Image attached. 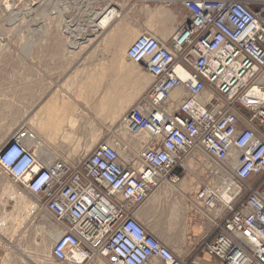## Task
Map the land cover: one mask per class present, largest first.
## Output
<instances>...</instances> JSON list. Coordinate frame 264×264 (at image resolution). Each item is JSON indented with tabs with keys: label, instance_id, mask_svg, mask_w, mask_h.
Masks as SVG:
<instances>
[{
	"label": "built area",
	"instance_id": "1",
	"mask_svg": "<svg viewBox=\"0 0 264 264\" xmlns=\"http://www.w3.org/2000/svg\"><path fill=\"white\" fill-rule=\"evenodd\" d=\"M178 1L188 18L168 43L142 33L125 51L153 79L124 116L129 132L145 135L134 161L100 142L79 163H49L24 145L34 140L25 130L0 149V172L62 229L49 257L57 263L96 255L108 264H187L132 214L162 183L177 186L176 169L200 150L220 164L206 169L215 179L208 186L227 183L229 194L198 191L207 210L227 213L202 245L212 258L203 264H264V0ZM112 14L121 15L110 9L101 19Z\"/></svg>",
	"mask_w": 264,
	"mask_h": 264
},
{
	"label": "rangeland",
	"instance_id": "2",
	"mask_svg": "<svg viewBox=\"0 0 264 264\" xmlns=\"http://www.w3.org/2000/svg\"><path fill=\"white\" fill-rule=\"evenodd\" d=\"M9 1H10L9 10L3 11L2 8L0 7V139L1 136L5 135L4 140L0 143V149L9 141L12 135L17 133L21 129L23 102L24 101L25 103L27 102L28 100L27 96L30 91V88L33 86L34 79L37 78V77H32V75L29 74L28 72L29 69L38 66L48 67L49 62L51 66H53V62H54V61H47V60L43 61V60H33V59H89V60H85V63L89 64L91 63L90 59H104V58L111 59L112 57L110 54L109 47L104 43L107 36L105 35V37H103L105 33L102 34L95 33L94 36L91 37V33L87 32L79 36L81 39L80 40L79 37L78 39H76L75 37H70V36L68 37L67 32L69 31H65L64 29V26L66 25L65 22L67 21H70V24H72L74 28L78 27L79 25L81 26L84 24L86 26L87 24H89L87 23L88 15L85 13V11L87 7V1L91 2V0H77V1L76 0H25V1L9 0ZM172 2L174 1L169 0L168 4H172ZM76 3L78 4V6ZM125 4L122 7L125 8ZM90 6L91 5L89 4L88 7ZM75 11L81 12V14L76 15ZM71 30H73V28H71ZM133 33L134 35L133 37L131 36V40L129 41L127 47L137 37V32H133ZM102 37L104 39H102ZM76 41L78 42V44ZM101 43L103 44L102 46ZM72 44H74L75 47H72L74 46ZM80 46H82V48ZM68 62L72 63L74 61H67V62L63 61V64H66ZM134 66L138 68L137 65ZM111 69H114V67ZM97 71L101 73V75H97L94 77H91V75L90 77L88 76L83 77L87 79H86V85L85 83L83 84L82 82L81 89L84 90L88 95L91 94V97H93L94 100L92 101V105L95 108L97 107V105L100 107L101 98H104L103 99V101L105 100L104 103H106L107 101V105L109 106L118 104L120 96L129 93L127 90V86L124 85V87H122V85H120L119 87L121 88V90H119V92L116 90L115 91L116 93L115 94L113 93L114 97L113 95L112 97L109 96L108 92L107 93L105 92V95L108 96L109 98L105 97L104 94L102 95V93L99 92L100 90L97 89L98 84L96 85L95 83L108 82V80L113 76L107 74L109 70L103 68H100ZM103 71L104 74H102ZM120 76L122 75L120 74ZM47 78H49L50 80L54 79V77H47ZM61 78L63 77L61 76L55 77V81L60 80ZM91 78L92 80H90ZM97 80H99V82H96ZM143 93L144 91H140V93L136 94L132 98V100H130L128 105L131 106V104H133L135 100L138 99ZM89 97H87V99H89ZM87 99H81L82 100L81 102L83 104L85 103L84 105H86L87 107H90L91 102H89ZM110 99H113V101ZM132 101L134 102L132 103ZM128 105L127 107L129 108L130 106ZM127 107L124 108L122 112V116L120 120L117 122L118 128L115 130V134L111 139H107V140L93 139L94 141L93 140L77 141L76 139H62L64 141L60 139L58 141L57 139H48L46 141H40V143L41 144L43 143L42 144L43 146H46L48 148L50 147L49 149L51 150H53V147H55L63 153V154H57V158L53 161L65 160L71 164H76L84 160L90 154L89 151L92 150L91 148H93L97 143L100 142L115 144L117 145L116 148L122 150L123 152L133 151L131 145L132 142L131 141L129 142V140L125 136H122L123 133L120 131L121 126L124 125V127L126 128V124L124 122V116H125L124 113L127 111L128 109ZM111 112L113 111L111 110ZM111 116L112 114L109 117H107V119L99 118L98 116L96 118L99 121L101 120V122H106L105 120L109 121L111 119ZM137 134H138L137 137L139 138L143 137L144 135V133L142 132H139ZM143 139H145V135ZM144 141L145 140H143V142ZM140 143H138L137 150H135L134 152L136 156L139 150ZM89 146H90L89 148L90 150L88 151V153H84L81 160L79 161L75 160L76 154L74 153V151L77 152L79 148L78 154L79 153L81 154V152H83L82 150L86 151ZM120 147H122L123 149H120ZM194 151H199V153L203 154L200 150H194ZM69 153L71 154L70 156L68 155ZM202 156L206 157V155L204 154ZM205 157H203V159ZM206 159H209L210 161V158L206 157ZM189 160L190 158H187L183 162L182 166H184V168L186 167L185 163H187ZM201 161H202V157H201ZM48 162L50 163L52 162V160ZM199 163L201 162L194 164L192 167L191 166L188 168L186 167L185 171L180 173V180L183 179L185 176H188L189 174H192L191 178H193L191 184H189L184 189L183 188L180 189L183 192L189 193V191L191 190L194 192H198L199 190L207 188L209 191L217 190L218 194H220L222 190H225L227 183L226 186H223L222 182L218 184L216 181L214 184L208 186L209 185L208 182L211 183L210 181H212L214 178L211 175H209L210 172H207L206 169L208 167L218 168L217 166L220 164L213 162L212 160L208 164H204L205 166H199L200 165ZM222 179H225V177L222 176ZM255 180L256 179H251L249 183L252 184L255 182ZM169 191L171 192V188H169ZM16 194L17 196L21 195L22 197L23 195H25L23 200L18 201L19 204H14L17 200V199H13L15 198ZM154 194H158V190ZM8 197L10 198L13 197V198L9 199ZM168 199L169 197L166 200ZM25 203L31 205L33 204L32 206H35L34 207L35 209H30V211L28 210L29 213L26 212V209L24 208V206H26ZM19 208L22 211L18 213ZM165 208L166 207L164 208L162 207L160 210H157V212L155 211V215H143V217H146L145 221L146 223L148 222L151 225V228L153 227L154 230L156 229L154 233L157 239L159 238L158 240L160 239L169 240V244L174 246L176 249L180 250L185 245V239L183 238L184 236H181L180 234H175V235L170 234L171 233L170 231L172 230L171 220L169 221L168 219L167 221L166 215H162ZM13 210H16V212ZM13 212L15 214H13ZM27 213L29 214V216L24 221V224L21 225L22 227H18L17 224L18 222L16 223L15 221H12L13 220L12 216H16L18 214L25 216L27 215ZM2 219H5L6 225L4 227H0L1 228L0 229V264H44L45 256L48 255L54 244V243H49V239L46 235H44V232L47 230L48 227L51 228L52 224H55V222L49 213L41 209L40 204L36 199V197L26 193L23 189H21L19 185L12 183V181L8 177H6L4 174H2V172H0V220ZM10 219L12 220L9 221ZM10 223H12V226ZM157 231L159 233H157ZM42 244H45L46 246L45 252H43L41 249ZM47 263L60 264L55 261H52V259H50L48 262H45V264ZM85 264H108V259L107 258L102 259L96 255H93Z\"/></svg>",
	"mask_w": 264,
	"mask_h": 264
},
{
	"label": "crops",
	"instance_id": "3",
	"mask_svg": "<svg viewBox=\"0 0 264 264\" xmlns=\"http://www.w3.org/2000/svg\"><path fill=\"white\" fill-rule=\"evenodd\" d=\"M173 1L174 2H172V4H170V6L168 8H166V7H164V5H165L164 0H147L146 4L143 3V0H103V1L102 0H91V2L87 1V8H86L85 13L88 15V21L89 20L92 21L91 25H93V23H94L97 26V22L110 9H117L120 12L121 16L125 15V18H127V22L129 23V26L132 27V30H134L133 32L138 31L137 36H138V34L140 35V33L142 34L145 32H151L152 34L156 35L157 36L156 38L159 41H161L162 43H168L171 35L174 33V31H176L175 29L180 27V25H182L186 21V19L188 18V14L183 9L180 1H178V0H173ZM125 3H127V4H125ZM89 4L91 5L90 7H88ZM124 4L126 6L125 8L122 7ZM158 7H159V9H158ZM90 8H91V10H90ZM104 9H105V11H104ZM157 10H159V11H157ZM99 11H101V12H99ZM176 11H180L183 13V19H181L177 22V24H176L177 28L175 27L174 30L170 34H168L169 36L168 35L165 36L163 31H162V28H164V25L166 24L168 17H170V12L174 13ZM102 12H104V13H102ZM154 12H155V14H154ZM78 13H80V12H78ZM157 13H159V15ZM98 16H99V18H98ZM151 17L153 20L151 19ZM155 18L157 19V21ZM148 21L151 23H149ZM157 23H158V25H157ZM147 25H148V28H147ZM91 29H95V28L92 27ZM99 31H102V30H99ZM107 32H108L107 30H104L101 33H105V35H106ZM93 36H94V34L91 33V37H93ZM103 37H102V39H103ZM163 40H165V41H163ZM33 60H43V61L47 60V61H54V62H53V66H51V64L49 62L48 67L38 66V67L31 68L28 71L29 74L32 75V77H37V78L34 79L33 86L30 88V91H29L28 96H27V98H28L27 102L26 103H25V101L23 102L21 130H25L27 133L34 135L33 139H35V140L40 139L38 141H46L48 139L60 140V138L61 139L68 138V139H76V140L77 139L78 140H88L89 138L91 140H93V139L107 140V139L113 138V136L115 134V130L118 128V125H117L118 123L115 122L114 124H111L110 120L109 121L105 120L106 122H101V120L100 121L97 120L96 117H97V113L100 110V107L98 105L96 108L92 106L93 97H91V94L88 95L85 91H83L81 89V84L83 82V84L85 83V85H86V78H83V77H86V76L90 77V75H91V77L101 75V73H99L97 70L100 68H103V69L109 70L110 72L108 71L107 74H110L113 77L110 78L108 80V82H99V80L96 81V82H99V83H95L96 85L98 84L97 89L100 90L99 92H101L102 95L104 94L105 97H108L105 95V92L107 93L108 91H113L115 89L121 90V88L119 89L120 84L123 85V83H121V81L119 84H117V85L115 84V89L113 88V85H114L113 82L115 81L114 77L117 74L119 77H121L120 74H122V73H118L119 63H116V59H111V60L110 59H90L91 63H89V64L85 63V60H89V59H33ZM63 61H66V62L67 61H74V62H72V63L68 62L66 64H63ZM105 64H107V65H105ZM113 67H114V69H111ZM137 67H138L137 68L138 70H141V71H139V73L146 75L147 79L150 80V82L147 84L146 88L141 90V91H144V93H145L148 90V88L151 86L153 79L146 71H144L143 69H140L139 66H137ZM78 69H79V71H78ZM115 73H117V74L115 75ZM75 74H76V76H75ZM102 74H104V71ZM60 76L63 78L55 81V77H60ZM47 77H54V79L50 80ZM70 77H71V79H69ZM91 80H92V78H91ZM64 84L66 86H64ZM108 84H109V86H108ZM74 85H75V88H74ZM107 88H108V90H107ZM104 90H106V91H104ZM127 90H128V92H130L128 86H127ZM62 93L65 94L69 99L65 95H63ZM72 93H74V94H72ZM112 93L113 92H111L109 94L112 95ZM138 93H140V92H138ZM55 94L57 96H55ZM60 94H62V95H60ZM53 96H54V98H53ZM86 96L87 97L90 96L89 99H87ZM141 96L135 100L136 102L133 103L127 109V111L132 106H134L138 103ZM62 97H64V98H62ZM120 98H119V100H120ZM81 99H87L89 102H91L90 103L91 108L84 105L81 102L82 101ZM115 107H116V105L106 106V109H104V113L106 112L105 115L107 116L109 114L107 116V117H109L112 114L111 110L113 111ZM110 108H111V110H110ZM78 111L80 113H78ZM96 111H98V112H96ZM82 112H84V113H82ZM94 113H96V114H94ZM33 114H34V116H33ZM63 114L65 115V118L60 120L59 117H60V115H63ZM70 115H71V117L72 116L73 117L71 118ZM79 116H80V118H79ZM42 117H43V119H42ZM74 118L77 119L78 122L75 121ZM41 119H42V122H41ZM70 119H74V120H72V122H71ZM36 120H38V121H36ZM39 121H40V123H39ZM34 122L35 123L38 122L37 124L39 125V128H38L37 124H35L36 125V127H35ZM70 123H71V125H70ZM74 123H76L77 125ZM90 127H92V128L90 129ZM66 133H67V137H66ZM69 133H70L71 137L69 136ZM74 135L76 138L73 137ZM93 136H94V138H93ZM24 143H25V141H24ZM43 147H45V150H51L46 146H43ZM53 150H51V151H53V153H55L56 156H57V154H63L59 149H57L55 147H53ZM193 152H195V151H192L184 159V161L187 158L194 159L193 156H195V155ZM199 154L202 157V161H195V163L201 162V163H199L200 165L199 164L198 165L199 166H205L203 160H206V157L202 156L203 154H201V153H199ZM203 157H205V158L203 159ZM183 171H185V168L182 166L181 168L176 169L175 173L178 174L180 177V173H182ZM180 183L181 182H179V184L175 187H173V186L170 187V185L166 182L162 183V185H160V187L155 189L151 193V195H149V197L145 200V202L138 209H136L133 212L132 216L134 219H136L140 223L143 222L142 224L143 225L145 224L144 227L148 231H150L152 234L155 235V233H153V232H155V230L153 229V227L151 228V225L148 222L146 223V221H145L146 217H143V215H155V211L157 212V210H160L162 207L163 208L166 207L162 215H166L167 221H168V219H169V221L171 220V223L173 226H172V230L170 231L171 232L170 234H173V235H175V234L181 235L182 234L181 236H184V239H185V245L182 247V249L176 250V248L174 246L169 244L168 240H166L167 244L164 241H162L161 239L159 241L163 242V244L166 245L174 253L177 260L181 261L182 263L186 262L187 264H203V263L212 262V258L209 255H207L205 253L204 249H202L201 247H202L204 242L211 241L214 238V236H215V224L223 221V219L227 216V213L222 209H216L213 211L207 210L203 206L202 201L198 199V197H197L198 192L195 193L192 190L189 191V193L183 192L181 190L182 188L180 189V187H179ZM169 188H171L173 191L171 190V192H170ZM166 189H167V191H166ZM157 190H158V194H154ZM171 193H173V194H171ZM170 194H171V196H170ZM166 197L167 198L169 197V199L166 200ZM176 206H177V208H176ZM181 208H183V209H181ZM171 209H172V211H171ZM170 214H171V216H170ZM140 215H141V217H139ZM185 216H186V219H185ZM173 217H174V219H173ZM176 219H178V221ZM183 219H185V220H183ZM183 225H185L184 226L185 228L182 227ZM180 228H183V229H181V231H180ZM152 229H153V231H152ZM172 249H174V250H172Z\"/></svg>",
	"mask_w": 264,
	"mask_h": 264
},
{
	"label": "bare ground",
	"instance_id": "4",
	"mask_svg": "<svg viewBox=\"0 0 264 264\" xmlns=\"http://www.w3.org/2000/svg\"><path fill=\"white\" fill-rule=\"evenodd\" d=\"M25 1V0H24ZM77 1V0H76ZM103 1V0H102ZM146 1V0H145ZM165 1H167V0H165ZM171 1V0H170ZM173 1V0H172ZM140 2V1H139ZM144 3V2H143ZM165 3V5H164V7H166V8H168L169 6H170V4H168L167 2H164ZM12 4V3H11ZM77 4V3H76ZM144 4H146V2L144 3ZM77 6H78V4H77ZM122 6V5H121ZM0 7L2 8V10L4 11V10H9V7H10V1L9 0H1V2H0ZM126 7V6H125ZM87 8V7H86ZM108 8V7H107ZM124 8V7H123ZM122 8V9H123ZM134 8V7H133ZM158 9H159V7H158ZM90 10H91V8H90ZM108 10V9H107ZM143 10V9H142ZM104 11H105V9H104ZM157 11H159V10H157ZM162 11V10H161ZM168 11V10H167ZM99 12H101V11H99ZM98 12V13H99ZM145 12V11H144ZM163 12V11H162ZM75 13H76V15H79V14H81V12L80 13H78V12H76L75 11ZM95 13V12H94ZM102 13H104V12H102ZM9 14H10V12H9ZM13 14V13H12ZM21 14V13H20ZM24 14V13H23ZM100 14V13H99ZM154 14H155V12H154ZM158 15H159V13H157ZM92 15V14H91ZM98 15V14H97ZM96 15V16H97ZM101 15V14H100ZM113 15L114 14H112L110 17H105V18H103V19H101V21L99 22V23H97V26L93 23V25H91V22L92 21H88L89 22V24H87L86 26L83 24V25H79L78 27H73L72 26V24H70V21H67V22H65L66 23V25L64 26V29H65V31H69V32H67V35H68V37L70 36V37H75L76 39H78V37L79 36H81L82 34H85V33H87V32H90V33H92V34H102L101 32L102 31H104V30H107L108 32V34H106L107 36H106V39H105V45H107L108 47H109V50H110V54H111V59H116V63H119V66H118V68H119V70H118V73H122L121 75H123V76H121V77H119L118 76V74L117 73H115V81L113 82L114 83V85H113V88L115 89V84L117 85V84H119L120 83V81H121V83H123V85H122V87H124V85L125 86H128L129 87V90H130V92L129 93H127V94H125V95H123V96H120L121 98H120V100H119V103L118 104H116V107L114 108V110H113V112H112V116H111V119H110V123L111 124H114L115 122L117 123V121H119L120 120V118H121V116H122V112H123V110H124V108L125 107H127V105H128V103L130 102V100H132V98L138 93V92H140L141 90H143V89H145L146 88V86H147V84L150 82V80L149 79H147V77H146V75H144V74H140L139 73V70L134 66V64H132L131 62H129L126 58H125V49H126V47H127V45H128V43H129V41L131 40V36L133 37V35H134V33H133V31L134 30H132V27H130L129 26V23L127 22V18H125V15L122 17L121 15H120V17L119 18H114L113 17ZM128 15V14H127ZM163 16V15H162ZM155 17V16H154ZM96 18V17H95ZM98 18H99V16H98ZM94 19V18H93ZM149 19V18H148ZM151 19H152V17H151ZM156 19V18H155ZM181 19H183V13L182 12H180V11H176V12H174V13H172V12H170V17H168V19H167V21H166V24L164 25V28H162V31H163V33H164V35L165 36H167L168 34H170L173 30H174V28L176 27V24H177V22L179 21V20H181ZM153 20V19H152ZM19 21V20H18ZM95 21V20H94ZM147 21V20H146ZM156 21H157V19H156ZM159 21V20H158ZM87 22V23H88ZM97 22V21H96ZM131 22V21H130ZM133 22V21H132ZM149 22V21H148ZM68 23V24H67ZM71 23H72V21H71ZM84 23V22H83ZM116 23V24H115ZM149 23H151V22H149ZM159 23V22H158ZM158 23H157V25H158ZM114 24V25H113ZM147 24V23H146ZM145 24V25H146ZM154 24V23H153ZM112 25H113V27H112ZM149 25V24H148ZM148 25H147V28H148ZM152 25V24H151ZM156 25V24H155ZM95 28V29H91V28ZM151 27V26H150ZM71 28H73V30H71ZM177 28V27H176ZM137 29V28H136ZM99 30H102V31H99ZM176 30V29H175ZM140 31V30H139ZM138 32V31H137ZM133 33V34H132ZM146 34H150V35H154V34H152L151 32H145ZM141 34V33H140ZM161 35V34H160ZM88 36V35H87ZM100 36V35H99ZM155 37H157L156 35H154ZM169 36V35H168ZM104 37H105V34H104ZM79 39H80V37H79ZM104 39V38H103ZM81 40V39H80ZM95 40H96V38H95ZM72 41V40H71ZM79 41V40H78ZM91 41V40H90ZM102 41V40H101ZM163 41H165V40H163ZM77 42V41H76ZM74 43V42H73ZM83 43V42H82ZM86 43V42H85ZM77 44H78V42H77ZM80 44V43H79ZM72 45H74V44H72ZM85 45V44H84ZM103 44L101 43V46H102ZM86 46V45H85ZM72 47H75V45L74 46H72ZM78 47V46H77ZM81 48H82V46H80ZM102 53V52H101ZM102 58V57H101ZM104 59H106V58H104ZM110 59V60H111ZM98 65V64H97ZM94 68V67H93ZM86 69V68H85ZM141 69V68H140ZM78 71H79V69H78ZM141 71V70H140ZM77 72V71H76ZM92 72V71H91ZM75 76H76V74H75ZM69 79H71V77L69 78ZM87 79V78H86ZM97 79V78H96ZM108 79V78H107ZM91 80V79H90ZM111 82V81H110ZM66 84V83H65ZM64 84V86H66ZM68 84V83H67ZM72 84V83H71ZM89 84V83H88ZM121 85V84H120ZM152 85V84H151ZM69 86V85H68ZM71 86V85H70ZM107 86V85H106ZM108 86H109V84H108ZM100 87V86H99ZM71 88V87H70ZM74 88H75V85H74ZM105 88V87H104ZM109 88V87H108ZM108 88H107V90H108ZM64 89V88H63ZM102 89V88H101ZM119 89H120V87H119ZM118 90V89H117ZM84 91V90H83ZM104 91H106V90H104ZM116 89L115 90H113L112 92L115 94L116 92ZM62 92V91H61ZM109 92L110 91H108V94H109ZM118 92H119V90H118ZM80 93V92H79ZM83 93V92H82ZM111 93V92H110ZM112 93V95H113V97H114V94ZM57 94V93H56ZM55 94V96H57ZM63 94V93H62ZM62 94H60V95H62ZM72 94H74V93H72ZM118 94V93H117ZM59 95V94H58ZM63 95H65V94H63ZM79 95V94H78ZM99 95V94H98ZM110 95V94H109ZM112 95H110L111 97H112ZM52 96V95H51ZM66 96V95H65ZM67 97V96H66ZM84 97V96H83ZM110 97V98H111ZM177 97V94H174L173 95V99H175ZM53 98H54V96H53ZM52 98V99H53ZM62 98H64V97H62ZM68 98V97H67ZM109 98V97H108ZM60 99V98H59ZM69 99V98H68ZM103 99L104 98H101V102H100V110H99V112L98 111H96V112H98L97 113V116L99 117V118H106L107 119V116L109 115H105V113H104V109H106V106H109V105H107V101H106V103H104V101H103ZM114 99V98H113ZM113 99H110V100H112L113 101ZM49 100V99H48ZM51 100V99H50ZM62 100V99H61ZM118 100V99H117ZM47 101V100H46ZM94 101V100H93ZM115 101H116V98H115ZM48 102V101H47ZM50 102V101H49ZM53 102V101H52ZM134 101H132V103H133ZM136 102V101H135ZM134 102V103H135ZM109 103V102H108ZM81 104V103H80ZM85 104V103H84ZM88 104V103H87ZM111 104V103H110ZM44 105V104H43ZM62 105V104H61ZM132 105V104H131ZM93 106V105H92ZM114 106V105H113ZM128 106H130V105H128ZM105 107V108H104ZM43 108V107H42ZM91 108V107H90ZM128 108V107H127ZM84 109V108H83ZM109 110V109H108ZM107 110V111H108ZM110 110H111V108H110ZM38 111V110H37ZM36 111V112H37ZM44 111V110H43ZM91 112V111H90ZM78 113H80L79 111H78ZM82 113H84V112H82ZM81 113V114H82ZM74 114V113H73ZM94 114H96V113H94ZM125 114V113H124ZM76 115V114H75ZM33 116H34V114H33ZM44 116V115H43ZM124 116V115H123ZM38 117V116H37ZM41 117V116H40ZM70 117H71V115H70ZM73 117V116H72ZM71 117V118H72ZM65 118V115L63 114V115H60V117H59V119L60 120H62V119H64ZM79 118H80V116H79ZM84 118V117H83ZM89 118V117H88ZM98 118V119H99ZM34 119V118H33ZM36 119V118H35ZM38 119V118H37ZM42 119H43V117H42ZM42 119H41V122H42ZM75 119V118H74ZM74 119H70L71 120V122H72V120H74ZM96 119V118H95ZM33 121V120H32ZM36 121H38V120H36ZM35 121V122H36ZM45 121V120H44ZM75 121H77V119H75ZM99 121V120H98ZM34 122V125L35 124H37V123H35ZM70 122V121H69ZM78 122V121H77ZM30 123V122H29ZM39 123H40V121H39ZM31 124V123H30ZM74 124H76V123H74ZM33 125V126H34ZM38 125V124H37ZM70 125H71V123H70ZM69 125V126H70ZM77 125V124H76ZM74 126V125H73ZM35 127H36V125H35ZM76 127V126H75ZM100 127V126H99ZM110 127V126H109ZM108 127V128H109ZM38 128H39V125H38ZM70 128V127H69ZM92 127H90V129H91ZM98 128V127H97ZM37 129V128H36ZM66 129V128H65ZM75 129V128H74ZM73 129V130H74ZM127 128H125L124 127V125L123 126H121V128H120V131L123 133V135L122 136H125L128 140H129V142L131 141L132 142V149H133V151H129V152H123L122 150H118V152H119V155L125 160V161H134V159H135V157H136V155H135V150H137V146H138V143H140V142H142L143 140H145V139H143L144 138V135H143V137H137V135L138 134H136L135 132H129L128 130H126ZM21 130V129H20ZM27 130V129H26ZM38 130V129H37ZM68 130V129H67ZM101 130V129H100ZM70 131V130H69ZM72 131V130H71ZM31 132V131H30ZM66 132V131H65ZM68 133V132H67ZM67 133H66V137H67ZM40 134V133H39ZM65 135V134H64ZM5 136V135H4ZM4 136H1V139H0V143L4 140ZM34 136V135H33ZM42 136V135H41ZM69 136H70V133H69ZM90 136V135H89ZM71 137V136H70ZM69 137V138H70ZM74 138H76L75 137V135L73 136ZM87 137V136H86ZM97 137V136H96ZM34 138V137H33ZM38 138V137H37ZM93 138H94V136H93ZM92 138V139H93ZM122 138H124V137H122ZM61 139V138H60ZM66 139H68V138H66ZM84 139V138H83ZM90 139V138H89ZM88 139V140H89ZM38 140H40V139H38ZM62 140V139H61ZM95 140V139H94ZM93 140V141H94ZM124 140V139H123ZM141 140V141H140ZM59 141V140H58ZM62 141H64V140H62ZM61 141V142H62ZM76 141V140H75ZM77 141H78V139H77ZM90 141H91V139H90ZM92 141V142H93ZM127 141V140H126ZM140 141V142H139ZM56 142H57V140H56ZM60 142V143H61ZM66 142V141H65ZM68 142V141H67ZM87 142V141H86ZM115 142V141H114ZM128 142V141H127ZM79 143V142H78ZM78 143H77V146H78ZM111 143V142H110ZM116 143V142H115ZM25 145H27L29 148H31V149H36L37 151H38V153H39V155H41L42 157H44V158H46L47 159V161H50V160H52V162H53V160H55L56 158H57V156L55 155V153H53V151H50V150H45V147H43V143L41 144L40 143V141H36L35 139L34 140H26L25 141V143H24ZM64 144V143H63ZM83 144V143H82ZM81 144V145H82ZM92 144V143H91ZM107 144H109V143H107ZM117 144V143H116ZM46 145V144H45ZM65 145H66V143H65ZM76 145V144H75ZM88 145V144H87ZM86 145V146H87ZM84 146V145H83ZM50 148V147H49ZM76 148V147H75ZM90 148V146L87 148V150L86 151H84V150H82L83 152H81V154L79 153L78 154V150H79V148H78V150H77V152H75L74 151V153L76 154L75 156H76V158H75V160H77V161H79V160H81L82 159V156L84 155V153H88V151L90 150L89 149ZM121 149H123L122 147H120ZM72 149V148H71ZM92 149V148H91ZM69 150V149H68ZM70 151V150H69ZM81 151V150H80ZM89 152H91V150L89 151ZM199 151H195L194 152V155L195 156H193V158L194 159H190L187 163H185V165L187 166V168L188 167H192L194 164H196L195 163V161H201V156H200V154L198 153ZM69 156L71 155L70 153L68 154ZM62 157V156H61ZM73 157V156H72ZM85 157V156H84ZM207 157V156H206ZM68 158V157H67ZM70 158V157H69ZM58 159H59V157H58ZM70 160V159H69ZM74 160V161H75ZM211 160V159H210ZM203 162H204V164H208L210 161L208 160V159H206V160H203ZM184 167V166H183ZM186 168V167H185ZM216 168V167H215ZM219 168V167H218ZM219 170H221V169H219ZM189 173V172H188ZM191 175L192 174H189L188 176H185L180 182V188H185V187H187L189 184H191V181L193 180V178H191ZM223 176H225V175H223ZM226 177H229L228 175L226 176ZM193 184H194V182H193ZM224 186V185H223ZM226 186V185H225ZM10 187V186H9ZM168 187V186H167ZM170 187H172V186H170ZM221 187V186H220ZM3 189V188H2ZM9 189V188H8ZM7 189V190H8ZM174 189V188H173ZM177 189V188H176ZM196 189H197V187H196ZM222 189V188H221ZM13 190V189H12ZM172 190V189H171ZM206 190V193H207V197H209V196H211V194H213V192L212 191H209L207 188L205 189ZM227 190V189H226ZM226 190H222L221 192H220V194L219 195H217V196H219L223 201H228L229 200V194H228V192H226ZM161 191V190H160ZM163 191V190H162ZM165 191V190H164ZM166 191H167V189H166ZM217 191V190H216ZM14 192V191H13ZM12 192V193H13ZM194 192V191H193ZM19 193H21V192H19ZM168 193V192H167ZM196 193V192H195ZM11 194V193H10ZM160 194V193H159ZM23 195V194H22ZM10 196V195H9ZM24 196L25 195H23V197L21 196V195H18L17 196V194H16V196H15V198H13V197H11V198H13V199H17L16 200V202L14 203V204H19L18 203V201H21V200H23V198H24ZM9 199H11L10 197H8ZM12 199V200H13ZM166 199H167V197H166ZM174 199V198H173ZM27 200V199H26ZM4 201V200H3ZM180 201V200H179ZM12 202V201H11ZM29 202V201H28ZM31 202V201H30ZM175 202V201H174ZM173 202V203H174ZM6 203H7V201H6ZM10 203V202H9ZM24 204V203H23ZM26 204V203H25ZM33 205V204H32ZM31 204H26V206H24V208L26 209V212H28V210L30 211V209H35L34 207L35 206H32ZM174 205V204H173ZM182 206V205H181ZM180 206V207H181ZM37 207V206H36ZM183 207V206H182ZM14 208V207H13ZM176 208H177V206H176ZM16 209V208H15ZM23 209V208H22ZM173 209V208H172ZM172 209H171V211H172ZM180 209V208H179ZM181 209H183V208H181ZM19 211H18V213L20 212V211H22L20 208L18 209ZM13 211H15L16 212V210H13ZM24 211V210H23ZM35 211V210H34ZM183 211V210H182ZM32 212V211H31ZM9 213V212H8ZM12 213V212H11ZM29 213V212H28ZM27 213V215H16V216H12V218H13V220L12 219H10L9 221H15L17 224H18V227H22L21 225L22 224H24V221L27 219V217L29 216V214ZM13 214H15L14 212H13ZM179 214V213H178ZM4 215V214H3ZM6 215V214H5ZM8 215V214H7ZM170 216H171V214H170ZM7 217H9V216H7ZM138 217V216H137ZM139 217H141V215L139 216ZM181 217V216H180ZM46 218V217H45ZM184 218V217H183ZM172 219V218H171ZM173 219H174V217H173ZM179 219V218H178ZM178 219H176V220H178ZM185 219H186V216H185ZM185 219H183V220H185ZM140 220V219H139ZM182 220V221H183ZM46 221V220H45ZM144 221V220H143ZM14 222V223H15ZM181 222V221H180ZM15 223V224H16ZM143 223V222H142ZM185 223V222H184ZM11 224V226H12V223H10ZM15 224H13V225H15ZM6 225V221H5V219H2V220H0V227H4ZM145 225V224H144ZM173 226V225H172ZM185 225H183L182 227L183 228H185L184 227ZM18 227H17V229H18ZM171 227V226H170ZM11 228V227H10ZM15 228V227H14ZM49 228V227H48ZM47 228V230L44 232V235H46L47 237H48V239H49V243H54L55 242V240L58 238V236L61 234V232H62V229L60 228V227H58L57 225H55V224H52V226H51V228H49L48 229ZM148 228V227H147ZM183 228H180V231H181V229H183ZM1 229V228H0ZM154 229V228H153ZM153 229H152V231H153ZM172 229V228H171ZM170 229V230H171ZM18 231V230H17ZM155 231H156V229H155ZM168 232V231H167ZM12 233V232H11ZM15 233V232H14ZM154 233V232H153ZM157 233H159L158 231H157ZM179 233V232H178ZM157 235V234H156ZM167 235V234H166ZM165 235V236H166ZM182 235V234H181ZM14 236V235H13ZM171 237H172V235H171ZM43 238V237H42ZM168 238V237H167ZM184 238V237H183ZM40 239V238H39ZM173 239V238H172ZM162 241H164L165 243H166V240H164V239H161ZM169 241V240H168ZM174 241V240H173ZM161 242V241H160ZM172 242V241H171ZM48 243V244H49ZM162 244H163V242H161ZM173 243V242H172ZM167 244V243H166ZM164 245V244H163ZM171 245V244H170ZM166 246V245H165ZM49 247V246H48ZM42 251L43 252H45V250H46V246H45V244H42ZM48 250V249H47ZM172 250H174V249H172ZM177 250V249H176ZM175 252V251H174ZM181 253V252H180ZM50 252L48 253V255L47 256H45V262H48L50 259H49V257H50ZM46 255V254H45ZM53 261V260H52ZM45 262H44V264H45ZM50 263V262H49ZM48 264V263H47ZM55 264V263H54Z\"/></svg>",
	"mask_w": 264,
	"mask_h": 264
},
{
	"label": "water",
	"instance_id": "5",
	"mask_svg": "<svg viewBox=\"0 0 264 264\" xmlns=\"http://www.w3.org/2000/svg\"><path fill=\"white\" fill-rule=\"evenodd\" d=\"M112 260H113V258H112Z\"/></svg>",
	"mask_w": 264,
	"mask_h": 264
}]
</instances>
